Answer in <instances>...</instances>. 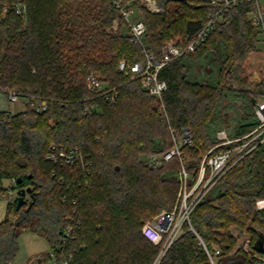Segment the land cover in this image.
<instances>
[{"label": "trees", "instance_id": "1", "mask_svg": "<svg viewBox=\"0 0 264 264\" xmlns=\"http://www.w3.org/2000/svg\"><path fill=\"white\" fill-rule=\"evenodd\" d=\"M158 2L163 15L141 10L144 45L156 54L178 36L189 42L213 10L207 0ZM252 7L229 8L197 52L161 72L168 85L163 111L139 80L118 72L120 61L142 62L145 51L129 35L107 31L115 21L125 22L113 0H0V86L21 93L40 91L49 103L43 114L0 113V192L4 180H13L18 190L32 189L20 209L15 202V221L0 223V264L15 260L24 231L56 248L73 210L81 222L70 246L73 264H152L159 247L142 235V228L174 208L181 168L196 176L202 157L219 143L217 133L227 121V84L239 78L241 63L257 50ZM196 62L207 67L196 69ZM90 73L118 90L114 104L90 94ZM258 88L257 97H264V84ZM236 97L255 108L253 95ZM258 125L254 114L253 122L240 124L231 136H245ZM184 129L192 133L193 146L182 150L184 157L191 155L188 163L178 170L174 159L160 169L142 163L143 156L169 152L171 135L177 131L181 138ZM53 144L79 147L91 163L90 174L47 161ZM59 177L82 185L62 188ZM210 192L191 215L194 229L208 248L221 249L219 264H249L241 251L231 253L237 240L228 232L249 233L253 244L264 234V211L256 208V201L264 198V142ZM207 262L198 238L188 231L160 264Z\"/></svg>", "mask_w": 264, "mask_h": 264}, {"label": "built area", "instance_id": "2", "mask_svg": "<svg viewBox=\"0 0 264 264\" xmlns=\"http://www.w3.org/2000/svg\"><path fill=\"white\" fill-rule=\"evenodd\" d=\"M212 7L204 26L191 38L185 42L182 36H178L167 41L160 54L146 49L144 37L146 25L143 19L132 20L136 9H144L149 13L159 15L164 12V8L159 5L158 0H113L114 8L120 13L129 27V37L132 41L141 45L145 51V59L142 62L129 63L126 60L120 61L118 72L124 74L132 80H139L141 86L147 93L158 101L161 108H164V94L168 89L167 82L160 78L161 72L172 62L181 59L186 55L194 54L211 37L224 20L225 12L231 7L244 4L252 5L249 14L254 27L264 38V0H207ZM8 7H4V13ZM18 13L21 10L18 9ZM118 28L117 22L113 25ZM86 87L95 98H102L105 102L114 104L118 97V90L111 88L104 80L95 73L88 74ZM5 95L8 105L21 103L23 111L34 114L46 113L49 109L47 98L40 91L17 92L11 88L0 86V96ZM98 110V107L92 108ZM9 115H17L6 111ZM255 116L259 122L257 128L242 137H232L226 129H221L217 133L218 144L211 149L201 159L198 174H190L185 167L179 172L180 189L177 204L171 211H163L152 221L146 223L142 228V235L153 245L159 247V254L154 264H160L167 255L171 247L183 237L186 232H193L198 236L191 222V215L196 207L207 197L213 187L245 156L251 153L260 143L264 142V101L257 102L254 108ZM263 138V139H261ZM193 146L192 133L190 129H184L180 139L174 140V147L168 154H151L148 162L152 165L169 162L174 157L182 160L184 157L183 148ZM221 149V150H219ZM46 160L57 167H81L83 171L90 174L87 157L79 147L66 148L60 144H53L51 151L46 155ZM56 170L52 171V176H56ZM61 187L72 189L81 187L82 182L76 179L69 184L64 177H59ZM68 196H62L65 203ZM75 204V202H74ZM258 211H264V198L256 201ZM72 217L65 230L59 236V243L56 248H51L49 252L34 257L27 264H73L74 255L70 251L71 243L74 241V233L81 225L77 218L76 210H73ZM187 227V228H186ZM246 232L240 234L232 231L230 235L236 239H241L242 243L237 251L246 255L249 264H264V253L258 252L251 239H246ZM264 236V234H263ZM199 237V236H198ZM200 245L203 247L209 264H218L216 259L222 256L221 249L212 251L206 246L201 238ZM264 246V241H263Z\"/></svg>", "mask_w": 264, "mask_h": 264}, {"label": "rangeland", "instance_id": "3", "mask_svg": "<svg viewBox=\"0 0 264 264\" xmlns=\"http://www.w3.org/2000/svg\"><path fill=\"white\" fill-rule=\"evenodd\" d=\"M164 13H165V10L163 13H161V15H163ZM139 14L140 13H138V10H137L132 20H135V17L137 18ZM141 17L143 20L145 19V15L143 11H141ZM116 22H117L118 28L114 29L113 25ZM113 25L112 27L108 28L107 30L108 32L113 33V34H116L118 32H123L126 35H129V27L125 22L120 23V21H115ZM255 52L256 54L254 56H251L250 58V55H251L250 54L249 58L244 63H241V68H240L239 75H238L239 78L233 77V79H231L227 84V90L230 92V95L224 101L223 115L227 116V117L225 116L224 118L227 121L225 124H223L222 128L226 129L230 134L234 130H236V128L239 127L240 124L254 121V114H255L254 108L248 107L241 98L236 97V94L244 93V95L247 97L250 95H253L254 97L257 98L256 103L264 101L263 97H260V96L257 97L259 85L264 84V38L260 33H259L258 42H257V50ZM256 58L261 59L263 61L262 67H259L252 63L254 62V60H256ZM200 65H205V67H207L205 62H196V66H195L196 69H198ZM155 105L160 110H163V111L165 110V105H164V108L162 109L158 101H156ZM23 109L24 108L21 105V103L8 105L5 95L0 96V113L10 111L11 113L20 114L23 111ZM175 139L177 140L180 139L179 132L177 131L173 135H171L172 147L170 148V151L173 149ZM169 152L164 153V154H168ZM148 156L141 157V161L144 164L146 163V164L152 165L148 162V159H147ZM185 156L186 157H183L182 160L178 157L173 158L178 163L177 170L180 168L181 163L184 162V164H186L190 161V157H191L190 153H187ZM163 164L164 163H161L158 165H152V166H156L157 169H160L163 166ZM159 173L160 172H158V174ZM178 179H179V176H178ZM2 188H3V191L0 192V223L4 222L6 218H8L10 222H14L16 219V213L14 211V204L18 198V189L16 188V184L13 180H4ZM212 193L213 192H210L208 194L209 198L212 196ZM29 200H30V195L27 194L26 201H29ZM177 200L175 201L174 207L177 204ZM70 217H72V215ZM149 221L150 220H147L145 224L148 223ZM232 231L238 232L234 228H231L228 233L230 234ZM195 236L198 238L199 243H200L199 238L201 237L199 235H198L199 237L197 235ZM245 238L251 239L252 236L249 233H247ZM236 240H237V243L235 247L233 248V250L231 251V253L233 254L237 252L239 246L242 243L241 239H236ZM18 244H19V251L17 253L15 260L12 262V264H27L34 257L45 254L49 252L51 249V247L49 246V244L47 243L45 239L39 236H35L28 231H24L20 235L18 239ZM210 249L212 251H215V249H219V247L217 245H213L210 247ZM158 254H159V251L157 252V255L154 261L152 262V264H154ZM220 260L221 258L216 259V262L219 264ZM207 264H209V262H207Z\"/></svg>", "mask_w": 264, "mask_h": 264}, {"label": "water", "instance_id": "4", "mask_svg": "<svg viewBox=\"0 0 264 264\" xmlns=\"http://www.w3.org/2000/svg\"><path fill=\"white\" fill-rule=\"evenodd\" d=\"M253 105H256V100L255 99H253ZM30 178H32V175H30ZM31 192H32L31 188L18 190V199H17V208L18 209H20L24 205V203L26 202L27 194L30 195ZM263 241H264V236L262 234H260L259 237H258L257 242L254 245V248L260 253H264Z\"/></svg>", "mask_w": 264, "mask_h": 264}, {"label": "crops", "instance_id": "5", "mask_svg": "<svg viewBox=\"0 0 264 264\" xmlns=\"http://www.w3.org/2000/svg\"><path fill=\"white\" fill-rule=\"evenodd\" d=\"M138 10V13H140L139 15H138V17L136 18L135 17V20H137V19H142V17H141V10L140 9H136V11ZM136 11H135V13H136ZM135 16V15H134ZM133 16V17H134ZM256 54V52L255 53H252L251 55H250V58H251V56H254ZM251 61V60H250ZM253 64H255V65H257V66H259V67H262V63H263V61L261 60V59H258V58H256V60H254V62H252ZM263 99H264V97H263ZM34 235V234H33ZM36 236V235H35Z\"/></svg>", "mask_w": 264, "mask_h": 264}]
</instances>
